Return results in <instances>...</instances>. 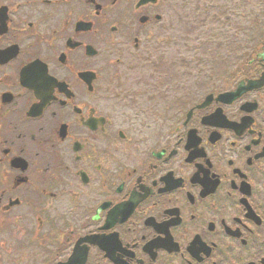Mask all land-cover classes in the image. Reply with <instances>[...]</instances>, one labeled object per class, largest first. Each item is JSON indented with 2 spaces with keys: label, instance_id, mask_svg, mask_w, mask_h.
Returning a JSON list of instances; mask_svg holds the SVG:
<instances>
[{
  "label": "flooded vegetation",
  "instance_id": "1",
  "mask_svg": "<svg viewBox=\"0 0 264 264\" xmlns=\"http://www.w3.org/2000/svg\"><path fill=\"white\" fill-rule=\"evenodd\" d=\"M177 1L0 0V264H264V61L153 69Z\"/></svg>",
  "mask_w": 264,
  "mask_h": 264
},
{
  "label": "trees",
  "instance_id": "2",
  "mask_svg": "<svg viewBox=\"0 0 264 264\" xmlns=\"http://www.w3.org/2000/svg\"><path fill=\"white\" fill-rule=\"evenodd\" d=\"M203 21L209 17L208 0L197 3ZM205 10V11H204ZM221 20V16H219ZM206 39L222 43L223 32L210 28ZM264 40V0H226V53L255 52ZM246 42V48H242Z\"/></svg>",
  "mask_w": 264,
  "mask_h": 264
},
{
  "label": "rangeland",
  "instance_id": "3",
  "mask_svg": "<svg viewBox=\"0 0 264 264\" xmlns=\"http://www.w3.org/2000/svg\"><path fill=\"white\" fill-rule=\"evenodd\" d=\"M182 0H179L177 8L179 13L176 15L172 12L168 20L171 22L178 21L179 32L175 34L174 43L165 44L164 55L162 60L155 62L153 69H175L180 78V83L182 85L186 83L185 86L189 85L193 81V75H204L207 72V67H205V59H199L203 56L204 49L200 48L201 43H198V40L203 42L204 32L195 28L194 33L190 34L189 28H192L195 24L194 22H188L183 16L187 15V12L181 8L180 13V4ZM217 5V4H216ZM218 6V5H217ZM214 8V7H213ZM193 25V26H190ZM212 26H201L200 28L204 31H207ZM218 27V26H217ZM220 30V29H218ZM173 33L171 32V41ZM179 36V39H177ZM196 43V44H195ZM246 43H244V47ZM217 47V46H215ZM222 48L219 49L221 51ZM178 54V55H177ZM150 68V65L146 66ZM229 66H226V73L228 72ZM205 69V70H204ZM232 69V68H231ZM181 75V76H180ZM191 85V84H190Z\"/></svg>",
  "mask_w": 264,
  "mask_h": 264
},
{
  "label": "water",
  "instance_id": "4",
  "mask_svg": "<svg viewBox=\"0 0 264 264\" xmlns=\"http://www.w3.org/2000/svg\"><path fill=\"white\" fill-rule=\"evenodd\" d=\"M145 1H147V0H145ZM149 1H151V0H149ZM261 55L263 56V58H264V51L261 53Z\"/></svg>",
  "mask_w": 264,
  "mask_h": 264
}]
</instances>
